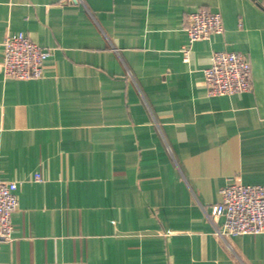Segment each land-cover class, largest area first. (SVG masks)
Wrapping results in <instances>:
<instances>
[{
  "label": "crops",
  "instance_id": "obj_1",
  "mask_svg": "<svg viewBox=\"0 0 264 264\" xmlns=\"http://www.w3.org/2000/svg\"><path fill=\"white\" fill-rule=\"evenodd\" d=\"M200 10L224 32L185 62ZM19 33L52 51L40 79L1 72ZM214 52L249 60L250 92L209 95ZM0 178L19 198L0 264H264V235L205 215L264 185V0H0Z\"/></svg>",
  "mask_w": 264,
  "mask_h": 264
},
{
  "label": "built area",
  "instance_id": "obj_2",
  "mask_svg": "<svg viewBox=\"0 0 264 264\" xmlns=\"http://www.w3.org/2000/svg\"><path fill=\"white\" fill-rule=\"evenodd\" d=\"M76 1V0H74ZM188 44L183 47L184 61L190 58L191 47L212 35L224 32L222 16L200 10L187 18ZM52 51L42 50L23 33L10 34L3 42V65L5 78L18 80L40 79L44 63ZM204 79L210 96H230L250 92L251 64L240 53L214 52L212 65L204 71ZM40 181V175H36ZM18 184L0 178V246L12 239L14 227L12 215L19 207ZM221 202L205 211L213 224L223 218V225L215 232L223 239L238 236L264 235V185H226L221 189Z\"/></svg>",
  "mask_w": 264,
  "mask_h": 264
}]
</instances>
